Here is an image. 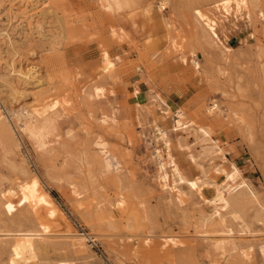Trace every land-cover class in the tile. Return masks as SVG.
I'll list each match as a JSON object with an SVG mask.
<instances>
[{
    "label": "rangeland",
    "instance_id": "1",
    "mask_svg": "<svg viewBox=\"0 0 264 264\" xmlns=\"http://www.w3.org/2000/svg\"><path fill=\"white\" fill-rule=\"evenodd\" d=\"M107 1L0 0V264L19 231L29 264H264V0ZM44 97L59 105L39 143L19 116ZM155 125L184 180L171 191ZM233 164L240 178L217 171ZM218 195L236 200L216 206L225 226L204 204Z\"/></svg>",
    "mask_w": 264,
    "mask_h": 264
},
{
    "label": "bare ground",
    "instance_id": "2",
    "mask_svg": "<svg viewBox=\"0 0 264 264\" xmlns=\"http://www.w3.org/2000/svg\"><path fill=\"white\" fill-rule=\"evenodd\" d=\"M232 1V3H231ZM243 0H229V3L225 4V0H220L219 1V5H218V10L222 13V14H226V13H230V9L235 10V11H242L243 9H245L246 7H240L237 8L236 5L238 3H242ZM247 2V0H246ZM108 1L107 0H99L98 5L100 8L104 9V10H108L109 9V5L107 4ZM114 5L117 8V5H119L118 1H114ZM164 5V3L160 4V8H162ZM119 8V7H118ZM199 13V15L197 14ZM197 21L199 22V24L201 25V27L212 37L213 41L216 44H221L219 36L216 32V28H215V24L213 23L212 20H205L203 19L204 15H202L200 12H196L195 13ZM193 63V62H192ZM13 64V63H12ZM195 67H198V65L196 64V62L194 61ZM22 65V64H21ZM18 68V67H17ZM25 70V68H23ZM14 70V69H13ZM18 72V71H17ZM17 72L15 71L14 73L17 74ZM18 75L21 76L20 78L24 79V78H30L31 74L29 72L26 71H19ZM18 79V77H17ZM28 80V79H27ZM26 80V81H27ZM22 81V80H21ZM58 101L55 99H48L47 97H44L41 101H36V104L33 105H29L27 108H22L21 112H20V116L24 117V121L22 123L21 126V131H23L28 137L37 140V142H41V137L45 134V132H47L50 127H51V116L54 114V110L55 107L57 106ZM59 105V104H58ZM167 114V113H165ZM178 116H180V114L178 113ZM17 121L20 120L18 117ZM39 121V125H35L33 124V122H37ZM176 128L180 127V125L175 126ZM181 130H185L187 128L186 124L182 125ZM203 130V131H202ZM209 130V129H208ZM205 130L203 128H199V132L201 134V137L203 139H206L208 141H211V139H207L209 138V131ZM187 131V130H186ZM153 137H154V141L157 145H163L166 151V162L163 161V155H161L162 153H160V151L157 149L156 150V160L158 162V176H157V181L158 184L160 186V188H164L167 187V190L171 191L173 187H175L176 184L178 183H182L181 181L183 180L182 175L180 174L175 162L172 160L171 156H169L170 154L169 152V146L166 142V140L164 139V136L161 132V130L155 125L153 127ZM207 133V134H206ZM199 134V135H200ZM200 143V142H198ZM155 144V145H156ZM102 146V145H100ZM215 144H211V148L212 149V153H214L213 148L215 147ZM203 147V146H202ZM205 148V147H203ZM219 148V147H218ZM160 149V148H159ZM163 149V148H162ZM164 152V149H163ZM220 152V151H219ZM218 153V151H217ZM216 154V153H215ZM165 155V154H164ZM214 155V154H213ZM215 156V155H214ZM202 157V156H201ZM219 157V156H217ZM209 158V157H208ZM211 158V157H210ZM215 158V157H214ZM219 159V158H218ZM222 159V158H220ZM211 160V159H210ZM223 160V159H222ZM223 162V161H222ZM231 166V165H230ZM217 171L224 173V175L226 176V178L228 180H234L236 178H240V172L239 169L236 168L233 164V166L230 168L229 171L224 170L221 167H217ZM246 182H244L243 180L239 181V183L233 188H240L244 187L243 189H245L251 196H254L253 192L251 191L250 187L248 186V184H245ZM193 184V183H192ZM191 184V186H192ZM167 191V192H169ZM244 192V191H243ZM242 192V193H243ZM247 193V194H248ZM237 194H240V192H237ZM244 194V193H243ZM250 195H247L249 198ZM237 196V195H236ZM241 196V195H240ZM235 199L234 198H222L221 195H218V200L216 202H211L210 200H204V204L207 207V209H211L213 208V211L209 212L207 215L208 216H218L219 220L221 222V224L223 226H225L224 224V215L223 213L221 214L217 209L216 206L219 205V202H222L223 205H221V208H228L230 206H235ZM218 202V203H217ZM217 203V204H216ZM250 203V202H249ZM220 208V207H219ZM233 209V208H232ZM238 211V210H236ZM226 213V211H224ZM234 212V211H233ZM239 212V211H238ZM237 213V212H234ZM228 214V213H227ZM231 214V213H230ZM230 214H228V217L230 216ZM233 214V213H232ZM239 214V213H237ZM240 215V214H239ZM240 217V216H239ZM239 217L235 214L232 215V220H237L239 219ZM207 218V216H206ZM242 218V217H241ZM231 220V221H232ZM242 220V219H239ZM231 223V222H230ZM23 231V230H22ZM9 232V231H8ZM12 232V231H11ZM20 232V231H19ZM16 234L15 236L17 237V239L15 240L14 244H12L11 247V263L14 259L17 260V264H29V261L32 260L33 256V252H32V245L31 244V235L27 234V232L25 233H19ZM24 232V231H23ZM30 233V232H29ZM31 233H33L31 231ZM41 233V232H40ZM7 235V234H6ZM9 235V234H8ZM13 235V234H12ZM35 235V234H34ZM44 235V234H43ZM30 238H29V237ZM33 236V235H32ZM36 236V235H35ZM42 236V235H41ZM10 237V236H9ZM34 237V236H33ZM77 237V236H76ZM6 238V237H5ZM79 238V237H78ZM13 239V238H12ZM15 239V238H14ZM82 239H86V238H82ZM7 240V238H6ZM87 240V239H86ZM34 241V240H33ZM73 241V240H72ZM75 241V240H74ZM85 241V240H84ZM223 241V240H222ZM225 241V240H224ZM77 242V241H76ZM214 242V241H213ZM218 242V240L216 241ZM31 244V247L28 248L27 245ZM81 243V242H79ZM215 243V242H214ZM225 243V242H224ZM216 244V243H215ZM17 245H21V255L19 258L16 257V253L14 251V249L17 247ZM75 245V244H74ZM212 247V246H211ZM78 248V247H77ZM79 249V248H78ZM224 249V248H222ZM213 250V249H212ZM214 252V251H212ZM224 252V250H223ZM225 254V253H224ZM216 255V254H215ZM223 256V255H222Z\"/></svg>",
    "mask_w": 264,
    "mask_h": 264
},
{
    "label": "snow or ice",
    "instance_id": "3",
    "mask_svg": "<svg viewBox=\"0 0 264 264\" xmlns=\"http://www.w3.org/2000/svg\"><path fill=\"white\" fill-rule=\"evenodd\" d=\"M228 3H229V0H225L226 7H227V4H228ZM117 7H119V5H117ZM236 7H237V8H240V7H247V2H246V0H243L242 3H238V4L236 5ZM108 10L111 11L112 9L109 7ZM197 14L199 15V13H197ZM261 16L264 17V12H261ZM113 34L115 35V33H113ZM117 59H118V58H117ZM104 60H105V64H106L105 71H107V70L112 69V68L115 67V65H114L111 61H109L107 53L104 54ZM96 91H97V94L99 95L101 92H103V89H101V88H97ZM202 131H203V130H202ZM206 134H207V133H206ZM69 135H71V133H69ZM181 182H183V181H181ZM35 186H36V184H35V182H33L32 187L34 188ZM192 187L195 188V187H196V184L193 183V184H192ZM26 191H27V189H26ZM40 202H41V203H44L45 201H44L43 199H41ZM7 207H8L9 212H11V211L13 210V205H12V204H8ZM52 215H55V213H52ZM44 231L47 232L48 229H47V228H44ZM27 247L30 248V247H31V244L29 243V244L27 245ZM14 251H15V253H16V257L19 258L20 255H21V245H17V247L14 249ZM12 264H17V260L14 259V260L12 261Z\"/></svg>",
    "mask_w": 264,
    "mask_h": 264
}]
</instances>
